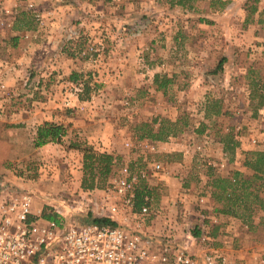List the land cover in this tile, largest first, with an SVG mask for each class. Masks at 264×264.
<instances>
[{"label": "rangeland", "instance_id": "obj_1", "mask_svg": "<svg viewBox=\"0 0 264 264\" xmlns=\"http://www.w3.org/2000/svg\"><path fill=\"white\" fill-rule=\"evenodd\" d=\"M56 1L70 0H6L14 23L0 27V178L30 192L34 212L39 208L44 217L86 223L108 218L100 212L104 200L122 201L108 188L129 166L146 173L137 192L149 195L154 212L161 210L147 219L153 231L185 235L186 243L181 242L199 259L209 249L227 258L214 241H200L218 226L227 245L233 240L242 254L248 248L261 256L256 244L264 240V208L255 209L251 222L221 213L211 180L234 170L250 174L245 152L264 150V54L239 56L243 68L226 55L236 45L247 47L248 35L264 31V12L259 14L263 22L255 17L264 0L215 3L221 10L217 19L207 9L210 0H91V17L68 27L72 37L62 42L61 54L44 38L54 32ZM30 3L42 14L41 22ZM21 14L19 23L33 31L15 42ZM237 33L246 36L236 40ZM41 49L52 53L42 57L40 67L31 63L22 69V58L36 59ZM156 75L160 82L171 79L165 89L156 87ZM214 99H221L226 114L214 115ZM155 119V127L164 121L183 129L166 141L140 138ZM45 122L63 124L67 132L59 142L36 146L37 128ZM229 130L239 141L233 155L221 142ZM88 147L119 157L100 188L84 187L86 177L91 181L84 168ZM125 216L110 219L125 223ZM226 264L233 263L227 259Z\"/></svg>", "mask_w": 264, "mask_h": 264}, {"label": "built area", "instance_id": "obj_2", "mask_svg": "<svg viewBox=\"0 0 264 264\" xmlns=\"http://www.w3.org/2000/svg\"><path fill=\"white\" fill-rule=\"evenodd\" d=\"M29 7L41 22L42 14L33 3ZM13 23V10L6 0H0V27H10ZM154 167L160 169L161 165ZM122 174L108 188L119 194L122 201L108 198L100 210L108 218L120 213L126 215L125 223L115 224L67 223L46 218L40 210L34 212V197L30 192L0 178V264L227 263V258L215 250H204L199 259L173 234L151 232L147 219L161 210L154 212L151 203L136 207V185L146 173H136L126 166ZM144 198L151 202L149 195ZM208 239L204 233L200 237L203 244Z\"/></svg>", "mask_w": 264, "mask_h": 264}, {"label": "trees", "instance_id": "obj_3", "mask_svg": "<svg viewBox=\"0 0 264 264\" xmlns=\"http://www.w3.org/2000/svg\"><path fill=\"white\" fill-rule=\"evenodd\" d=\"M185 1L189 0H178V3L184 4ZM215 3L220 4L224 7L227 1L217 0ZM257 11V7L254 6L252 13ZM251 15V14H250ZM19 38L16 37L15 42ZM222 65V62H220ZM221 67V66H220ZM251 70V69H250ZM253 72V71H251ZM160 75L155 76V84L158 89H165L171 79L164 76V80L160 82ZM256 84H260L258 81ZM261 86H264L262 84ZM264 103V93L261 94V102ZM212 107L215 111L213 112L215 116H220L226 114L227 111H223V102L221 99H214L210 101ZM209 104V106H210ZM208 106V107H209ZM156 119L152 124L148 125V130L140 136L144 138L145 136L156 140V141H166L171 136L177 135L183 128L176 127V123L166 124L164 121L160 123L158 127H155ZM202 132V129H198ZM67 128L63 124L55 122H45L44 124L38 126L37 133L35 137V145L42 146L50 142H59L62 140L63 136L66 134ZM224 144V151L229 155L235 154L237 147L239 146V141L235 138L233 130L227 131L221 140ZM119 157L115 156L110 152H99L91 148H84V168L86 173L91 175V181L88 182L87 177L84 180V187L87 189H94L102 187L101 183H106L114 172L115 162ZM233 159V158H231ZM244 166L251 170L250 174H247L240 170H234L230 175H215L211 180L213 187V192L216 195L218 203L221 207L218 209L221 213L241 217L243 221L251 222L254 211L257 207L264 208V196L262 191H264V150H251L245 152ZM98 177V180H97ZM146 202L143 192H138L136 207L140 208ZM46 218L55 219L56 216L52 214H46ZM93 221L102 224H115L110 218H96ZM219 227L215 226L211 234L215 235L218 232ZM201 231H196V235H200Z\"/></svg>", "mask_w": 264, "mask_h": 264}, {"label": "crops", "instance_id": "obj_4", "mask_svg": "<svg viewBox=\"0 0 264 264\" xmlns=\"http://www.w3.org/2000/svg\"><path fill=\"white\" fill-rule=\"evenodd\" d=\"M189 1H191V0H189ZM210 1L214 2L217 0H210ZM224 1H227V4L230 3L231 5L238 4L236 1L235 2L231 1V0H224ZM175 3L173 2V4H175ZM211 4L208 6L207 9H208V11H210L212 13V17H214V19H217L218 16H221V14H220L221 10L217 6L211 5ZM261 4L262 5L259 6L258 15L255 16L256 17V23L263 22V20H264V19L262 20L260 17V15L264 12V2L262 1ZM49 6H50V4H49ZM81 6L84 7V9L85 8L87 9V7H88V10L86 12L85 11L83 12ZM54 7L56 8V10L54 11V14H53V19H54V25L53 26L54 27L51 28V31H54V32H51V34H46L44 36V38L48 39L49 42L54 41V45L52 46V47H54L53 50L55 48H58V51H56V52L57 53L59 52L61 54L64 51V49L62 48V42L66 38L72 37V35L70 33H68V27H74L75 28L76 26H74V24H80L81 20L87 22L89 19L88 17H91V14H92V8H91L92 6H91V0H70V1H66L65 3L64 2L58 3L56 1V2H54ZM190 7H193V6L191 5ZM84 13H86V14L84 15ZM22 14H23V12H22ZM22 14L19 16L17 24L15 25V29H13V30H15V31H13V34H12V35H15L13 39H15L16 37H18L19 39H22V38H24L23 35H25L26 32H29L28 30L33 31V29L29 28L28 25H24V24L19 23L20 17L22 16ZM24 14H26V13H24ZM229 17L231 19L230 23H232L234 16H229ZM78 19H81V20H78ZM249 19H250V14H249L248 19H246V17H243L242 21H244V20L248 21ZM71 25H73V26H71ZM245 36H246L245 33H237L233 36V38L236 40H239ZM248 37H249L250 41H249L247 47L244 48L243 46L239 47L236 45V46H234L231 54H226V55H229L228 58L230 59V61H232V63H234L235 60H237L234 64L238 68L239 67L243 68L245 66V64H244V66H242L238 62L239 56H242L243 54L250 55V56H252L254 54L258 55L260 53L264 54V31L260 32L258 37L256 36L255 33L253 34V36L248 35ZM7 39L9 42V38H7ZM46 44H48V43H46ZM259 44L261 45V47H258ZM7 49L10 53V51H11L10 49H12V48L8 47ZM50 50L51 49H48L47 51H44L42 49H41V51L38 50L39 56L36 57V59L28 58V57L22 58L20 63H22L23 59L25 61V64L22 67V69L25 68L26 66H30L31 63H38L37 67H40V64L42 63V57L45 55L51 54L52 51H50ZM20 54L24 55L23 50H21ZM233 59H234V61H233ZM37 60H38V62H37ZM63 63H64V59L61 58L58 66H61ZM252 63L253 62H251V61L248 62V64H247L248 70L252 69L251 68V65H253ZM253 68H254V66H253ZM249 87H250V85H249ZM261 112L263 113V111H261ZM237 166H239V164H236V167ZM37 209L39 210V208H37ZM149 229L152 230L151 227ZM151 232H154L155 234H161V232H156L153 230ZM171 234H173L180 241L183 239V241H185V243H186L187 238H185V235L180 236V234H176V233H171ZM224 235H225V232H223V230L221 229L220 232H218L215 235L210 234L209 236H211L210 237L211 240L208 239L207 241H208V243H211L210 241H214L215 244L217 246H219L217 249H219L220 252L225 253L227 256V259L230 262H232L233 264H235V263L236 264H264V240L262 241V243L256 244L257 250L262 249L261 256H260V253H256V250L255 251L253 250L254 252L253 251L251 252V251H249L248 248H247L248 252L246 254H242V252L240 250H238V248L235 249L236 246L234 244L236 242H233V240H232V243H230V245H227V242L229 243V240L227 241V240L223 239ZM183 241H182V243H183ZM189 241H190V239H189ZM226 246H228V247L230 246L232 248H230V247L228 248ZM247 246H249V244ZM254 246H255V244H253V247ZM253 247H250V248L252 249Z\"/></svg>", "mask_w": 264, "mask_h": 264}]
</instances>
